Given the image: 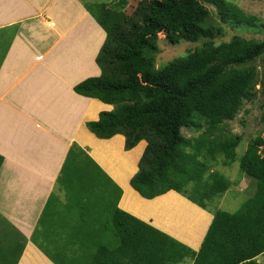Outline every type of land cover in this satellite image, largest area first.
Here are the masks:
<instances>
[{"label": "trees", "instance_id": "obj_1", "mask_svg": "<svg viewBox=\"0 0 264 264\" xmlns=\"http://www.w3.org/2000/svg\"><path fill=\"white\" fill-rule=\"evenodd\" d=\"M81 1L105 31L94 59L100 73L73 86L75 93L90 98L83 116L91 119L85 122L86 128L104 139L96 140L84 130L86 143L107 150L101 164L125 186L122 207L142 217L152 214L157 224L169 229L184 223L185 228L175 229L176 234L193 225L197 230L205 224L206 216L186 198L212 211L213 199L227 190L231 181L211 166L219 152L225 156L223 165H230L241 141L239 134L225 129V123L258 93L264 101V35L254 38L236 33L228 40L216 39L225 34L226 26H258V18L229 0H114L100 3L99 12ZM160 33L171 44L202 42L186 55L156 68ZM95 36L96 48L103 33L97 30ZM90 56V50L81 58L78 55L87 68L91 67ZM91 72L86 69L84 73ZM109 106L113 107L106 109ZM97 112L98 117L92 119ZM259 121L264 123V102ZM193 126L196 134H182L183 127ZM115 134L124 136L126 150L136 146L120 154L122 138ZM140 140H145L146 146L130 184L148 199L169 190L155 200H143L126 185L145 143ZM118 161L125 166L116 167ZM2 162L0 155V166ZM239 169L249 178L253 192L233 212L213 210L206 235L194 251L119 208L121 188L73 142L59 177L68 197L74 181L85 185L86 179H107L113 190L112 209L103 226L95 231L86 229V235L95 234L99 240L85 264H182L186 257H193V264H264L256 261L264 252V138L259 132L248 137ZM37 230L32 239L44 248ZM59 235L53 232L49 236L56 239ZM47 244L56 247L54 241ZM44 251L54 260V255Z\"/></svg>", "mask_w": 264, "mask_h": 264}, {"label": "crops", "instance_id": "obj_2", "mask_svg": "<svg viewBox=\"0 0 264 264\" xmlns=\"http://www.w3.org/2000/svg\"><path fill=\"white\" fill-rule=\"evenodd\" d=\"M83 4L81 0H0V155L3 156L0 166V264H63L68 258L59 252V240L49 238L50 230L60 233L58 237L61 238L62 233L68 234V224H71L78 232L81 229L78 227L79 218L83 229L96 230V226L86 225V196L68 197L65 184L59 181L73 142L109 174L94 158L92 148L77 140L84 136V128L96 140H104L86 128L85 122L91 119H83V116L90 98L73 90L76 83L100 73L94 59L105 35ZM97 30L103 33V38L95 48ZM35 37L41 39L37 44H34ZM87 50L91 51L90 68L86 67V61L79 60ZM86 69L92 72L85 74ZM98 112L92 119L98 117ZM115 135L122 138L120 154L135 147L123 149L124 136ZM124 166L123 162L116 164V167ZM136 170L137 163L133 174ZM133 174L126 185L143 200H155L165 194L150 199L142 197L129 184ZM112 179L121 188L118 205L122 209L198 251L212 220L211 212L186 198L202 211L206 222L197 230L193 225L182 234H176L175 229L185 228L184 223L169 229L167 225L157 224L152 214L142 217L122 207L125 186ZM55 200L68 202L70 207L66 208V213L62 209L56 217V227L49 229L47 226L44 233L39 223L48 206H54ZM72 208L77 212L73 213ZM162 212L166 214L164 209ZM165 218L168 221L167 214ZM36 229H39L37 238L43 240L41 244L45 249V242L54 241L56 244L54 249L48 246L50 252L47 251L54 255V260L33 241ZM261 254L256 256L259 263H262ZM193 262V257H186L181 263Z\"/></svg>", "mask_w": 264, "mask_h": 264}, {"label": "rangeland", "instance_id": "obj_3", "mask_svg": "<svg viewBox=\"0 0 264 264\" xmlns=\"http://www.w3.org/2000/svg\"><path fill=\"white\" fill-rule=\"evenodd\" d=\"M113 1L114 0H85V2L88 3L87 5L89 6L91 5V7L95 12H99L100 3L113 2ZM229 1L236 3L237 6L243 9L245 13L255 15L258 18L257 20L258 26H249V27L242 26L239 27L238 29H232L231 27L226 26L225 34L222 37H218L216 41L228 40L231 35L236 33L243 35L245 37L261 38L264 35V0H229ZM207 4L209 5V7H211L213 11L215 10V6L212 2H209ZM90 15L93 17L92 14ZM40 40H41L40 37H35L34 44L39 43ZM201 42L202 39H198L197 41L180 40L178 43L171 44L164 38V34L160 33L159 40L157 42L158 51L155 54L154 66L156 68H160L163 65L167 64L168 62H170L171 60H173L174 58H178L186 55L187 53L198 48ZM77 55H79V53ZM263 102L264 101L262 95L258 93L257 98H255L252 102L243 103L242 108L240 109V111L238 112V114L235 116L234 119L227 121L225 123V129H228V131H231L232 133L239 134L241 136V141L239 142L238 146L235 148V160L230 165H223V160L225 159V156L222 152H219L216 156L217 161L215 160L213 162L211 169L212 170L215 169L220 173H222L223 175H225L231 181V185L220 196H216L213 199L210 205V209L212 211L207 209L205 210L211 213L214 212L213 210L215 209L216 210L221 209V210L233 212L237 210L242 204V202L253 192L254 189L251 191L253 186L251 185L250 188L249 185V181H250L249 178H246L245 175L240 172L239 161L247 146L248 137H254L255 134L259 132L260 136L264 138V123H261L259 121V117L261 113V105L263 104ZM181 132L185 136L191 137L192 135L196 134L198 131L193 126L190 128L183 127L181 129ZM77 140L80 143L88 144L92 148V154L94 158L97 161H99L100 164L103 162L104 159L107 158V150L104 147L86 143V139L84 138V136L79 137ZM145 146L146 143L144 144L143 147H141L138 158L136 160L137 170H138V162L141 156L143 155ZM107 175L112 180V177L109 174ZM73 186H74L73 191H71L69 197L71 196L82 197L83 195L86 196V203H85L86 225L91 227L103 226V222L107 220L110 211L112 209L111 208L112 194H113L112 182L104 178H93L90 180L86 179L85 185L81 181H74ZM68 206H69L68 202L60 203L57 202L56 200L54 201V206L51 207L48 206V208L46 206L45 209L46 208L47 209L43 215V220L45 222L40 223V227L42 229H45L48 226L49 229H54L58 223L56 219L57 215L61 213L62 209L66 213V208ZM72 210L73 213L77 212L76 208H72ZM68 225L69 228L66 225V227L68 228V234L64 235L62 233L61 238H59L58 236L56 237V239H58L60 243L61 250H59V252L63 253L68 258V262L64 261L63 264H82V262L83 264H85L87 257L89 256L90 250H94L93 246L97 244L96 242L99 240V238L95 234L86 235L87 230L86 228L83 229V223L82 222L80 223V218H79L78 227L79 229L80 228L81 229L78 230V232L75 231L74 225L71 224ZM51 233L52 231L50 230L49 235H51ZM64 236L66 237L64 238ZM49 238L52 237L49 236ZM48 246L52 247V245L46 244V249L48 252H50ZM52 253L54 254L53 250ZM259 259L260 261L262 260L261 261L262 263H264V253L260 255Z\"/></svg>", "mask_w": 264, "mask_h": 264}, {"label": "clouds", "instance_id": "obj_4", "mask_svg": "<svg viewBox=\"0 0 264 264\" xmlns=\"http://www.w3.org/2000/svg\"><path fill=\"white\" fill-rule=\"evenodd\" d=\"M140 141H141V140H140ZM140 141H139V142H140ZM134 174H135V173H134ZM134 174H133V175H134ZM132 177H133V176H132ZM132 177H131V178H132ZM131 178H130V179H131ZM129 184H130V180H129ZM130 186H131V184H130ZM131 187H132V186H131ZM132 188H133V187H132ZM133 189H134V188H133ZM134 190H135V189H134ZM168 191H169V190H168ZM168 191H167V192H168ZM225 191H226V190H225ZM165 193H166V192H165ZM162 194H163V193H162ZM193 203H194V202H193ZM194 204H196V203H194ZM196 205H197V204H196ZM117 206H118L119 208H121L118 204H117ZM198 206H199V205H198ZM199 207H200V206H199ZM201 208H202V207H201ZM121 209H122V208H121ZM123 210H124V209H123ZM125 211H126V210H125ZM127 212H128V211H127ZM129 213H130V212H129ZM131 214H132V213H131ZM132 215H133V214H132ZM134 216H135V215H134ZM136 217H137V216H136ZM151 225H152V224H151Z\"/></svg>", "mask_w": 264, "mask_h": 264}]
</instances>
